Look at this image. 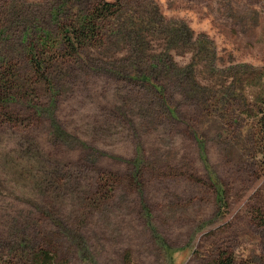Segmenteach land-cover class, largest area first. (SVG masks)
Wrapping results in <instances>:
<instances>
[{
	"label": "rangeland",
	"instance_id": "1",
	"mask_svg": "<svg viewBox=\"0 0 264 264\" xmlns=\"http://www.w3.org/2000/svg\"><path fill=\"white\" fill-rule=\"evenodd\" d=\"M0 69V264H264V0H0Z\"/></svg>",
	"mask_w": 264,
	"mask_h": 264
},
{
	"label": "trees",
	"instance_id": "2",
	"mask_svg": "<svg viewBox=\"0 0 264 264\" xmlns=\"http://www.w3.org/2000/svg\"><path fill=\"white\" fill-rule=\"evenodd\" d=\"M113 7L110 3H103L98 8L94 9L90 16H87L83 19L80 27H71L67 29L66 31V39L65 44L67 46V49L72 50L73 52H77L78 48L83 45V43H90L94 41L97 37L95 22L99 19H101V16L104 14H108ZM75 28V29H72ZM28 40L30 41L29 49H30V56L32 65L34 67L35 73L37 75L43 76V82L47 85V87L51 88V82L49 78H47L46 75V63L47 61L42 58V53L39 51V47L37 44H40L41 46L45 45V42L47 40V34H43L41 32L40 34V40L38 39L37 44L35 42H32V35L31 33H28L27 35ZM10 76L8 73L1 71L0 69V104L8 105L15 102V96H13L12 91L15 89V85H13L12 78H9ZM23 98L16 96L17 98L21 99V102L24 104H27L30 106L32 104V101L30 100V97L27 96V89H23ZM19 99H16V103L19 102ZM54 104H52L48 110V112L51 114L53 113ZM39 112L43 110L42 108H38ZM56 134L60 135L61 131L58 126L56 127ZM217 199L218 203L220 205V212H223V210L227 207L226 203L223 202L224 200V190L218 189L217 190ZM147 217H149V214H147ZM32 262L34 264H54V257L52 253L48 251H37L32 254ZM223 264H231V262L223 263Z\"/></svg>",
	"mask_w": 264,
	"mask_h": 264
}]
</instances>
